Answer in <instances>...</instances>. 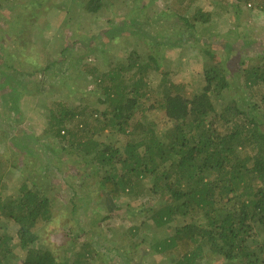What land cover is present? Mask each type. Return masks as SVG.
<instances>
[{
    "label": "trees",
    "instance_id": "16d2710c",
    "mask_svg": "<svg viewBox=\"0 0 264 264\" xmlns=\"http://www.w3.org/2000/svg\"><path fill=\"white\" fill-rule=\"evenodd\" d=\"M76 1L91 15L110 7V0ZM250 1L236 0L246 6ZM36 3L42 6L39 0L26 6ZM260 6L264 11V4ZM213 17L203 9L184 15L187 39H194L197 24L211 26ZM133 25L130 21L126 27ZM119 28L104 35L140 36ZM180 41L182 37L173 46ZM217 43L201 40L204 85L189 95L186 85L170 79L157 56L135 51L126 64L95 78L104 112L88 113L81 106L69 110L63 102L49 108L46 130L69 142L72 152L95 167L111 211L123 197L149 194L158 199L148 218L153 223L150 244L170 264H206L209 254L222 258L223 264H264V55L258 56L260 64L240 74L256 103L238 91L225 99L224 93L232 89L230 70L206 48L223 47ZM150 110L163 114V132L147 114ZM107 132L109 141H101L98 137ZM114 135L124 142L110 139ZM16 167L0 156V216L18 227L14 237L0 225V264H88L90 244L63 260L41 244V231L54 217V202L44 185L21 173L18 196H4L8 171H20ZM162 228L171 234L157 236L155 230Z\"/></svg>",
    "mask_w": 264,
    "mask_h": 264
},
{
    "label": "rangeland",
    "instance_id": "374dc122",
    "mask_svg": "<svg viewBox=\"0 0 264 264\" xmlns=\"http://www.w3.org/2000/svg\"><path fill=\"white\" fill-rule=\"evenodd\" d=\"M39 1L41 7L26 6L33 0L0 1V156L20 168L9 169L2 193L18 196L21 173L45 186L54 202V217L41 231L40 242L59 260L75 257L90 244L92 254L82 259L88 264H170L150 244L153 223L148 218L158 208V199L149 194L123 197L111 211L95 167L72 152L69 142L46 130L49 108L63 102L69 110L81 106L88 113L104 112L107 107L99 101L102 92L95 78L126 64L135 51L157 56L170 79L186 85L189 95L192 88L204 85V39L223 44L206 48L230 70L232 89L224 93L225 99L245 93L256 103L240 74L262 62L258 56L264 55V11L259 4L264 1L251 0L249 7L236 0H110V7L98 16L85 13L76 0ZM198 9L214 14L215 22L205 28L197 24L194 39L188 40L183 17ZM130 21L134 25L126 27ZM121 26L140 36L104 35ZM153 110L147 114L163 132V114ZM108 136L98 138L107 142ZM0 225L16 236L17 225L4 216ZM170 231L155 233L160 237ZM206 262L223 264L212 254Z\"/></svg>",
    "mask_w": 264,
    "mask_h": 264
},
{
    "label": "built area",
    "instance_id": "2783aa9c",
    "mask_svg": "<svg viewBox=\"0 0 264 264\" xmlns=\"http://www.w3.org/2000/svg\"><path fill=\"white\" fill-rule=\"evenodd\" d=\"M249 7H251V5H249Z\"/></svg>",
    "mask_w": 264,
    "mask_h": 264
}]
</instances>
